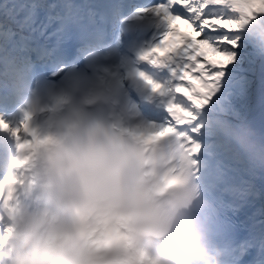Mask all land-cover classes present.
<instances>
[{
	"label": "clouds",
	"instance_id": "1",
	"mask_svg": "<svg viewBox=\"0 0 264 264\" xmlns=\"http://www.w3.org/2000/svg\"><path fill=\"white\" fill-rule=\"evenodd\" d=\"M95 38L53 73L0 72V264H224L219 207L135 56ZM135 93V95L133 94ZM202 167V165H201Z\"/></svg>",
	"mask_w": 264,
	"mask_h": 264
},
{
	"label": "snow or ice",
	"instance_id": "2",
	"mask_svg": "<svg viewBox=\"0 0 264 264\" xmlns=\"http://www.w3.org/2000/svg\"><path fill=\"white\" fill-rule=\"evenodd\" d=\"M35 7L7 0L0 4L4 18L0 23V59L5 74L9 67L32 70L33 52L51 60L50 73L68 64L55 49L34 47V37L23 35L25 28L43 34V26H34L29 11ZM99 7L103 11L92 21V35L102 38L107 29L120 34L133 32L144 43L139 59L163 73L160 79L148 72L142 74L164 103L159 113L161 127L150 135L179 137L206 194L219 208L225 207L216 192L225 178L219 156L232 144L256 151L248 126L229 117L239 115L236 102L247 96L251 83L246 73L253 69L244 67L246 61L252 63L249 49L251 55L264 61V0H153L148 5L111 3ZM21 12L25 15L17 20ZM9 19L19 25V33L9 29ZM177 22L191 31H180ZM209 53L222 59H210ZM260 153L264 161V147ZM251 248L258 253L249 264H264V235L239 244L235 255H247Z\"/></svg>",
	"mask_w": 264,
	"mask_h": 264
},
{
	"label": "rangeland",
	"instance_id": "3",
	"mask_svg": "<svg viewBox=\"0 0 264 264\" xmlns=\"http://www.w3.org/2000/svg\"><path fill=\"white\" fill-rule=\"evenodd\" d=\"M41 1V3H44L43 0H39V2ZM19 3H27V2H23V0H20ZM28 4V3H27ZM32 10V9H31ZM3 19L4 18H0V22H3ZM23 19V18H22ZM17 20H20V19H17ZM8 23L9 25L11 23H16L15 20H12V19H9L8 20ZM12 27L16 24H11ZM251 49H249V53H250V59L252 61L251 65H249V67L251 66L253 71H250L248 73H246L248 75V78L249 80L251 81L250 83V86H249V89H248V93H247V96L245 98H243L241 101H240V106L237 108V111L239 113L238 116L234 115V116H230L229 119L232 120L234 123H239V119L242 118L243 116L246 115L247 111L250 109V107L252 106L254 100H255V95L258 94V91H259V85L256 81V78L259 74V70H260V66L262 65V62L260 59H255V56L254 55H251ZM209 58L210 59H220L219 56L215 55V54H212V53H209ZM264 94V90L262 92ZM234 147L232 149L234 150H243L241 149L240 147L239 148H236V145L237 144H232ZM231 145H229L228 149H224L221 153L220 156H224V158H222L221 160H219L222 164H225V163H228L230 165H232L234 168L231 169L230 171H233V172H237L238 170L235 169L237 167H239L240 169H242V163L240 160H238V153L237 151H233L231 148H230Z\"/></svg>",
	"mask_w": 264,
	"mask_h": 264
},
{
	"label": "bare ground",
	"instance_id": "4",
	"mask_svg": "<svg viewBox=\"0 0 264 264\" xmlns=\"http://www.w3.org/2000/svg\"><path fill=\"white\" fill-rule=\"evenodd\" d=\"M47 1L48 4L53 3L51 0H45ZM39 6H41L42 4H39ZM262 66H264V61L262 62V65L260 66V70H259V74L257 76V82L259 85V91L258 94L255 95L256 98V104H260L262 102H264V94L262 93L264 90V68H262ZM261 82V83H260ZM8 120H11L10 118L6 117ZM224 156H219V158H223Z\"/></svg>",
	"mask_w": 264,
	"mask_h": 264
},
{
	"label": "trees",
	"instance_id": "5",
	"mask_svg": "<svg viewBox=\"0 0 264 264\" xmlns=\"http://www.w3.org/2000/svg\"><path fill=\"white\" fill-rule=\"evenodd\" d=\"M5 2V0H0V4H2V3H4ZM7 2L9 3V4H11L12 2H11V0H7ZM247 61L245 62V65H244V67L245 68H248V66H247ZM239 101L240 100H238L237 102H236V107L238 108V106H239Z\"/></svg>",
	"mask_w": 264,
	"mask_h": 264
}]
</instances>
